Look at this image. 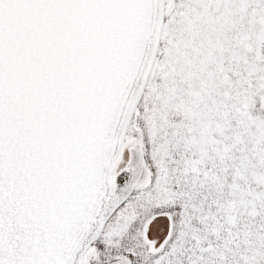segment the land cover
Listing matches in <instances>:
<instances>
[{
  "label": "snow or ice",
  "instance_id": "6c2138e0",
  "mask_svg": "<svg viewBox=\"0 0 264 264\" xmlns=\"http://www.w3.org/2000/svg\"><path fill=\"white\" fill-rule=\"evenodd\" d=\"M0 264H264V0H0Z\"/></svg>",
  "mask_w": 264,
  "mask_h": 264
}]
</instances>
